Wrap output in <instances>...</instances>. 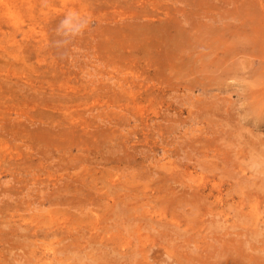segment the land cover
<instances>
[{"label": "rangeland", "instance_id": "1", "mask_svg": "<svg viewBox=\"0 0 264 264\" xmlns=\"http://www.w3.org/2000/svg\"><path fill=\"white\" fill-rule=\"evenodd\" d=\"M0 264H264V0H0Z\"/></svg>", "mask_w": 264, "mask_h": 264}, {"label": "bare ground", "instance_id": "2", "mask_svg": "<svg viewBox=\"0 0 264 264\" xmlns=\"http://www.w3.org/2000/svg\"><path fill=\"white\" fill-rule=\"evenodd\" d=\"M5 53H7V52H5ZM20 261V263L23 261V260H19Z\"/></svg>", "mask_w": 264, "mask_h": 264}]
</instances>
